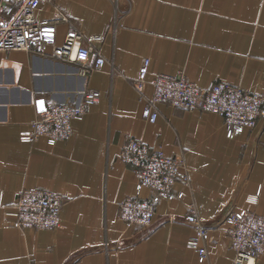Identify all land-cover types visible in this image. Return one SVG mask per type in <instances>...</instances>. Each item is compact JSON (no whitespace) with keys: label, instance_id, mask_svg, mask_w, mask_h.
<instances>
[{"label":"crops","instance_id":"0c3cea01","mask_svg":"<svg viewBox=\"0 0 264 264\" xmlns=\"http://www.w3.org/2000/svg\"><path fill=\"white\" fill-rule=\"evenodd\" d=\"M55 14L62 16L56 46L69 29L85 45L101 35L93 47L105 62L92 68V53L82 73L51 45L44 53L0 51V264H236L217 222L230 210L264 216V115L233 138L222 117L206 110L158 103L150 122L141 111L151 85L144 96L134 85L147 57L149 80L181 72L201 87L228 82L260 94L264 112V0H45L34 11L38 20ZM87 91L97 100L71 121L68 138L20 140L36 100L78 103ZM128 138L181 155L190 177L156 203L147 228L128 227L118 215L137 182L120 156ZM25 187L62 194L56 228L14 224L8 211ZM192 212L209 226L204 259L186 246L195 235L186 219ZM254 264H264V253Z\"/></svg>","mask_w":264,"mask_h":264},{"label":"built area","instance_id":"2783aa9c","mask_svg":"<svg viewBox=\"0 0 264 264\" xmlns=\"http://www.w3.org/2000/svg\"><path fill=\"white\" fill-rule=\"evenodd\" d=\"M45 0H0V51L31 50L44 53L51 45L58 57L78 61L81 72L92 53V68L100 69L104 58L94 42L102 40L93 35L83 43L77 30L69 29L63 43L56 46L55 26L62 20L60 14L38 20L34 16L37 6ZM149 59L143 58L135 80V89L142 96L149 83L152 94L146 99L141 116L153 122L157 116V104L167 103L187 110H206L220 115L225 126V136L233 138L246 128L252 127L261 115L263 97L250 90L224 81L210 82L201 87L186 79L179 72H158L147 79ZM144 96V95H143ZM98 92L87 91L78 103H59L39 99L34 103L36 116L29 129L19 134L21 141L44 137L49 144L63 140L71 134V121L83 115L87 105L97 100ZM121 159L129 164L137 182L134 194L120 202L119 218L128 227L147 228L153 222L155 205L168 198L176 181L189 182V173L181 155H166L159 148H151L140 139L128 138L121 152ZM150 190L146 196L144 189ZM184 193L177 192L181 197ZM64 198L59 192L42 187H25L19 190L8 211L19 228L53 229L60 223V210ZM195 229V235L186 240V246L195 249L201 259L206 258L204 240L209 236V226L201 223L194 212L186 217ZM217 226L224 230L234 253V263L254 264L258 255L264 253V216L246 208L228 211Z\"/></svg>","mask_w":264,"mask_h":264}]
</instances>
